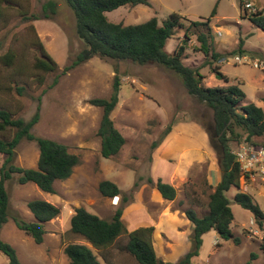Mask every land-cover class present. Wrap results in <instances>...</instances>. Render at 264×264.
I'll use <instances>...</instances> for the list:
<instances>
[{"label":"rangeland","instance_id":"obj_1","mask_svg":"<svg viewBox=\"0 0 264 264\" xmlns=\"http://www.w3.org/2000/svg\"><path fill=\"white\" fill-rule=\"evenodd\" d=\"M47 1L8 0L2 3L0 107L10 109L15 117L29 120L40 106V119L32 131L36 136L66 144L71 152L79 155L80 162L69 178L55 182V193L41 190L34 182L19 183L18 174L8 180L9 220L0 229V237L15 247L22 264H71L64 247L73 241L68 228L77 207L83 206L105 219H111L119 207L126 209L128 231L117 241V244H125L135 213L132 207L142 203L140 205L149 210L155 221L158 218L164 223L153 243L158 264L176 262L193 245V229L183 222L186 218L184 210L193 208L200 216L207 214L210 194L215 187L210 184V178L217 171L222 174L213 110L188 93L179 75L158 63L139 64L96 55L66 70L84 47V42L77 34L76 17L66 0H54L57 4L54 13L44 11ZM150 1L151 6L125 5L107 12V16L109 20L123 24L141 23L157 16L162 24L171 13L181 14L184 25L167 40L165 50L173 53L186 39L188 47L183 62L205 75V85L237 83L245 91L247 101L264 109V32L251 22L249 15L252 12L245 7L246 2H251L264 11V0ZM215 8L216 13L211 16ZM21 11L28 18H24ZM209 17L210 30L190 25L191 20ZM202 32L208 34V55L202 51L198 40ZM38 40L56 63L52 71L36 65L43 55ZM212 51L221 54L222 58H213ZM7 52L14 55L10 63L3 59ZM237 56L242 60H236ZM217 65L229 82L212 71V66ZM116 74L121 77L122 85L118 105L111 116L126 143L119 154L105 158L98 135L103 109L91 104L90 100L109 98ZM13 133L14 129L8 128L0 131V137L10 138ZM254 140L264 144V136ZM241 142H233L232 149ZM38 158L37 142L24 139L16 149L14 163L35 168ZM5 159L6 155L0 153V166ZM158 178L176 188L174 200L160 197L155 185ZM105 179L118 184L121 195L104 196L99 184ZM241 190L252 195L264 209V194L257 184L250 185L248 190L242 186ZM237 191L232 187L227 196L234 213L232 230L241 237V243L225 240L212 230L203 236L204 242L194 264H245L252 253H256L257 258L251 260V264H264V222L259 225L253 213L235 201ZM31 199H44L61 208L60 215L47 222L42 244H37L12 219L13 215H19L26 221L35 220L27 207V201ZM162 210L168 215L161 214ZM170 211L180 215L174 221L175 226L165 219L171 218ZM74 240L88 244L83 239ZM109 253L111 264H140L117 245L112 246ZM97 255L100 264H108ZM0 264H9V258L2 252Z\"/></svg>","mask_w":264,"mask_h":264},{"label":"trees","instance_id":"obj_2","mask_svg":"<svg viewBox=\"0 0 264 264\" xmlns=\"http://www.w3.org/2000/svg\"><path fill=\"white\" fill-rule=\"evenodd\" d=\"M3 1L8 0H0V17ZM66 2L75 14L77 34L84 42V47L73 62L66 67V70L80 65L96 55L114 60H131L139 64L158 63L179 75L188 93L206 103L213 110L215 135L221 148L219 153L221 179L210 194L207 214L200 216L193 208L184 210L186 216L193 223V245L176 262L167 264H194V259L199 256L203 245V236L211 230L217 231L218 235L225 240L240 244L241 237L232 230L234 213L227 192L232 187L238 189L234 196L235 201L250 210L259 225L264 222V210L252 195L241 190V170L233 153L232 143L245 140L241 143L261 145L254 139L264 136L263 107L247 101L245 91L237 83L218 86L205 85L203 83L205 75L198 68H193L183 62L188 47L186 39L178 45L173 53L165 50L167 40L174 35L176 29L184 25L181 14L171 13L162 24L159 23L157 16L141 23L123 24L109 20L107 12L125 5L151 6V1L66 0ZM43 8L45 12L47 10L56 12V1L48 0ZM215 13L216 8L211 16H214ZM21 14L24 15V18H28L24 11H21ZM46 16L49 15L46 14ZM34 18L39 19L38 16ZM249 18L264 32L263 9L252 12ZM210 22L211 17L204 20H191L190 25L203 26L210 30ZM207 36L208 34L202 32L198 35V40L201 42L202 51L208 55L210 46ZM38 44L43 55L37 59V67L45 71L54 70L56 68L55 61L40 40H38ZM242 45L241 41L240 46ZM212 56L217 60L222 58V55L215 51H212ZM13 58L14 55L11 52H7L3 56L4 61L8 63L12 62ZM212 71L218 78L229 82L230 79L218 65L212 66ZM121 85L122 79L119 74H116L112 95L109 98L97 97L90 100L91 104L103 109L98 135L101 138V153L105 158L119 154L126 143L125 136L115 126L111 116L119 102ZM39 107L29 120L15 117L10 109L0 107V131L8 128L14 129L10 138L0 137V153L6 155L5 161L0 166V229L9 220L10 197L6 182L15 174L19 175L18 182L21 184L34 182L41 190L55 193V182L69 178L80 162L79 155L71 152L66 144L36 136L32 131L40 119ZM24 139L36 141L39 146V158L35 168L22 167L14 163L16 149ZM150 180L152 181V179ZM155 185L163 198L167 200L176 198L177 190L171 183L158 178ZM99 190L106 197L119 196L122 193L119 185L109 179L100 182ZM27 207L33 213L34 221H26L19 215H13L12 219L19 229L31 236L37 244H42L47 233V222L59 216L61 208L44 199H31L27 201ZM123 212L124 208L119 207L111 219H105L83 206L77 207L70 218L68 228V234L73 238V241L68 242L64 247V252L70 263L100 264L97 255L99 254L108 264H111L109 251L112 246L117 245L121 251L134 256L140 264H158L159 257L152 240L154 226L135 229L129 233V240L125 244H117L120 236L128 231L122 218ZM74 239H83L88 244ZM0 252L9 258V264H22L15 247L1 237ZM255 258H257L256 253H252L250 260L245 264H251V260Z\"/></svg>","mask_w":264,"mask_h":264},{"label":"built area","instance_id":"obj_3","mask_svg":"<svg viewBox=\"0 0 264 264\" xmlns=\"http://www.w3.org/2000/svg\"><path fill=\"white\" fill-rule=\"evenodd\" d=\"M245 7L251 12L257 11L251 2H246ZM218 35H221V32ZM236 60L241 61L242 58L237 56ZM255 66L258 67L259 63L256 62ZM233 153L239 163L243 188L248 190L250 185L257 184L264 194V144L255 146L251 143H241Z\"/></svg>","mask_w":264,"mask_h":264},{"label":"crops","instance_id":"obj_4","mask_svg":"<svg viewBox=\"0 0 264 264\" xmlns=\"http://www.w3.org/2000/svg\"><path fill=\"white\" fill-rule=\"evenodd\" d=\"M220 179H221V175H220V173H219V171H217V173H215V175L213 176H211V178H210V184H212L213 186H216L218 183H219V181H220ZM159 192V191H158ZM159 195H160V197H162V199L164 200V198H163V196L161 195V193L159 192ZM140 204H142V203H139L137 206H135V204L133 205L134 207H132L134 210H135V213L132 215L133 217H132V227L130 226V229H129V231H132V230H135V229H138V228H140V227H145V226H154L155 227V232H154V240H153V243L155 242V238L157 237V234L156 233H158V234H160V231H161V226H163L164 225V223L163 222H161V219H156V221H155V218H153V217H151L150 216V214L151 213H149V210L148 209H146V210H144V207H143V205H140ZM264 210V209H263ZM127 210L126 209H124V212H123V220H124V222H125V219H126V217H127V212H126ZM137 212V213H136ZM161 214H163V215H165V214H167V211H165V210H162V212H161ZM170 214H172V216H171V218L168 216L167 218L165 217V219L166 220H169L170 222H172L173 223V225L175 226L176 225V223L174 222L175 220H177L179 217H180V215H179V213H175V214H177V215H175L173 212H171L170 211ZM168 215V214H167ZM185 216H186V214H185ZM164 217H162V219H163ZM153 219H154V221H153ZM142 220V222H140ZM159 220V221H158ZM183 222L192 230L193 229V223L187 218V216H186V218L183 220ZM126 224V223H125ZM127 226V225H126ZM212 231V230H211ZM217 232V231H216ZM210 233V231L208 232V234ZM155 234H156V236H155ZM205 235H207V233L206 234H204V236ZM157 239H158V237H157ZM203 242H204V238H203Z\"/></svg>","mask_w":264,"mask_h":264}]
</instances>
